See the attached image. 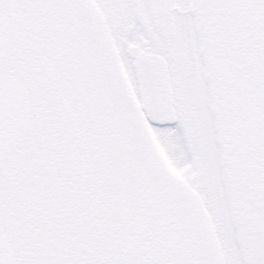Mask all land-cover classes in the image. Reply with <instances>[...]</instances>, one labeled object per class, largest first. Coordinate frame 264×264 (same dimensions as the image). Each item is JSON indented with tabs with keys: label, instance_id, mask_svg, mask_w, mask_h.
<instances>
[{
	"label": "snow or ice",
	"instance_id": "6c2138e0",
	"mask_svg": "<svg viewBox=\"0 0 264 264\" xmlns=\"http://www.w3.org/2000/svg\"><path fill=\"white\" fill-rule=\"evenodd\" d=\"M0 264H264V0H0Z\"/></svg>",
	"mask_w": 264,
	"mask_h": 264
}]
</instances>
